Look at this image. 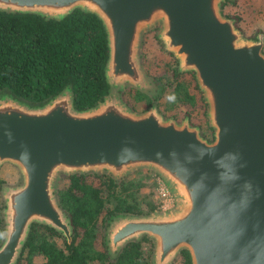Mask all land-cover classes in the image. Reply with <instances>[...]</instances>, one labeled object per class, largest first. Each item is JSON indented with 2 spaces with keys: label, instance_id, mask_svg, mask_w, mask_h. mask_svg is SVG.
<instances>
[{
  "label": "water",
  "instance_id": "95a60500",
  "mask_svg": "<svg viewBox=\"0 0 264 264\" xmlns=\"http://www.w3.org/2000/svg\"><path fill=\"white\" fill-rule=\"evenodd\" d=\"M223 0H0V10L62 17L75 7L97 13L108 41L109 91L77 109L65 86L41 104L0 93V164H15L16 184L0 188V264H15L34 221L67 242L72 224L58 204L61 174L106 170L119 178L148 166L163 175L179 206L172 212L118 215L105 230L114 255L128 240H154L152 264H171L181 248L192 264H264V32L245 36L221 11ZM193 71L214 138L188 116H164L155 104L132 110L124 86L155 94L140 62L144 30Z\"/></svg>",
  "mask_w": 264,
  "mask_h": 264
},
{
  "label": "trees",
  "instance_id": "16d2710c",
  "mask_svg": "<svg viewBox=\"0 0 264 264\" xmlns=\"http://www.w3.org/2000/svg\"><path fill=\"white\" fill-rule=\"evenodd\" d=\"M228 1L234 2L223 0L221 11L237 24L238 16L223 11ZM107 58L106 28L93 11L75 7L56 18L36 12L0 10V93L10 92L30 104H41L70 86L74 107L85 109L102 100L109 91L104 70ZM174 63L168 66L169 79L158 83L155 94L135 88L136 100L145 103L143 110L155 104L164 116L175 118V115H166L175 107L170 105L172 100L177 104H196L195 95L188 89L189 83L181 79L187 72L195 79L194 72L179 71L176 58ZM195 87L199 90L197 83ZM172 88L174 95L167 92ZM162 92H167L169 100L161 108L155 99ZM197 126L205 138H214L209 120ZM131 172L119 178L106 170L61 174L55 193L58 204L70 218L71 241L67 242L52 226L34 221L15 264H152L154 240L147 234L128 240L114 255L105 241L106 227L114 217L159 212V202L151 190L144 191L147 185L144 177ZM5 182L0 176V188ZM3 234L0 213V242ZM98 236L103 239L102 248L95 243ZM58 239H62V244ZM35 255L42 256L43 260H34ZM178 255L181 264H192L187 248H181Z\"/></svg>",
  "mask_w": 264,
  "mask_h": 264
},
{
  "label": "rangeland",
  "instance_id": "374dc122",
  "mask_svg": "<svg viewBox=\"0 0 264 264\" xmlns=\"http://www.w3.org/2000/svg\"><path fill=\"white\" fill-rule=\"evenodd\" d=\"M223 11L231 16L239 17L236 26L245 36L254 37L257 32H264V0H234L233 3L228 1L223 8ZM160 29L161 24L157 22L144 30L141 35L139 48L141 66L146 75L154 81L157 87L158 83L160 84L162 80L165 78L169 79L170 70L168 69V66H173L175 64L174 56L163 47L162 41L158 38L157 34ZM159 78L161 80H159ZM181 79L189 83L187 86L190 92L195 95L196 104L191 105L187 102L177 104L176 100H172L170 105L175 107L166 112V115H175V119L178 122H181L186 116H188V118H190V123L193 125H198L206 121L208 123V106L207 103L204 104L205 100L203 92L200 89L197 90L195 87L197 81L192 77L190 72L183 73ZM173 90L174 88L167 92H171V94L174 95ZM134 92L135 88L133 86H124V88L121 89L122 101L132 110L142 111L145 107V103L138 102L134 96ZM167 92H162L159 97L155 99V102L159 103L161 108L162 104L169 100ZM171 94L170 97H172ZM185 112L188 114L186 115ZM128 172H131V174L136 176L144 177L143 179L147 183L144 187V191L148 192L151 190L152 196L159 202V212H172L178 208L179 202L174 190L163 175L156 169L148 166H140L135 167ZM0 176L5 178V183L7 184H16L21 181V174L18 167L10 162H3L0 164ZM2 204L3 200L0 193V207ZM102 240L103 239L100 236L96 238L95 243L99 248L103 247L101 246ZM58 241L62 244V239H58ZM33 259L41 261L43 260V257L35 255ZM171 264H181V257L177 254Z\"/></svg>",
  "mask_w": 264,
  "mask_h": 264
},
{
  "label": "flooded vegetation",
  "instance_id": "af4514ba",
  "mask_svg": "<svg viewBox=\"0 0 264 264\" xmlns=\"http://www.w3.org/2000/svg\"><path fill=\"white\" fill-rule=\"evenodd\" d=\"M259 32H262V31H259ZM257 33H258V32H257ZM257 33H256V34H257ZM256 34H255V35H256Z\"/></svg>",
  "mask_w": 264,
  "mask_h": 264
}]
</instances>
